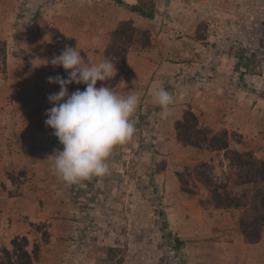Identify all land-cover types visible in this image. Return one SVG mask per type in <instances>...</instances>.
Returning <instances> with one entry per match:
<instances>
[{
	"label": "rangeland",
	"instance_id": "1",
	"mask_svg": "<svg viewBox=\"0 0 264 264\" xmlns=\"http://www.w3.org/2000/svg\"><path fill=\"white\" fill-rule=\"evenodd\" d=\"M39 1L50 3L43 13L48 22L30 12V0H0V228H31L30 244L38 247L33 264H217L209 258L217 259L215 242L224 229L216 226L209 191L195 171L212 184L228 180L238 195L252 186L237 187L241 169L229 157L183 146L174 127L191 111L200 127L226 131L230 150L264 148L250 145L232 121L245 92L264 94V0ZM131 6L150 15L137 14L146 19L141 27L149 46L127 48L144 54L139 64L130 60L139 78L128 71L104 83L140 97L135 135L114 147L109 174L66 184L52 167L51 155L63 146L45 125V112L52 107L48 96L60 90L48 77L67 73L46 61L65 46L77 47L88 63L122 53L117 47L107 57L111 31L103 40L92 33ZM156 84L173 96L167 116L152 100ZM85 87L70 84L68 91ZM258 110L254 123L263 125L264 109ZM201 163L207 166L197 169ZM240 213L228 231H238Z\"/></svg>",
	"mask_w": 264,
	"mask_h": 264
},
{
	"label": "clouds",
	"instance_id": "2",
	"mask_svg": "<svg viewBox=\"0 0 264 264\" xmlns=\"http://www.w3.org/2000/svg\"><path fill=\"white\" fill-rule=\"evenodd\" d=\"M46 63L60 66L67 73V78L48 77V83L58 84L60 89L48 96L52 107L45 112V125L53 129V135L63 146L51 155L55 174L69 185L109 174L107 161L114 147L130 142L135 135L132 117L140 97L135 92L126 96L118 94L103 83L96 87L98 81L116 76L115 64L107 59L88 63L77 47L65 46L58 56ZM70 84L86 87L70 94ZM151 96L167 116L174 103L173 96L161 84L153 87ZM149 156L147 154L145 159Z\"/></svg>",
	"mask_w": 264,
	"mask_h": 264
},
{
	"label": "trees",
	"instance_id": "3",
	"mask_svg": "<svg viewBox=\"0 0 264 264\" xmlns=\"http://www.w3.org/2000/svg\"><path fill=\"white\" fill-rule=\"evenodd\" d=\"M120 0H115L120 3ZM129 11L149 18L150 15L142 11L139 6H131ZM111 40L108 44V54L121 47L122 53L115 52L108 58L115 64L117 74L111 78L116 82L122 75L127 60V48L149 46V36L144 29L136 28L132 21L120 22L110 32ZM105 86H111L109 82H103ZM102 83L98 82V87ZM176 139L183 145L211 153L223 152L224 157H229L233 165L241 171L237 175L235 185L237 187L251 185V189L243 190L239 195L228 189V180L220 184H212L208 176L203 172L195 171L196 180L204 185L210 194V201L214 209H235L241 211L238 219V231L249 244L260 240L264 228V160L257 159L250 151L238 152L229 149V140L226 131L213 133L202 128L198 118L191 111H184L182 118L175 123ZM206 163H201L197 169H204ZM11 250H0V264H33L38 253V247L31 246L29 237L16 236L10 241ZM31 247V250L29 249Z\"/></svg>",
	"mask_w": 264,
	"mask_h": 264
},
{
	"label": "crops",
	"instance_id": "4",
	"mask_svg": "<svg viewBox=\"0 0 264 264\" xmlns=\"http://www.w3.org/2000/svg\"><path fill=\"white\" fill-rule=\"evenodd\" d=\"M39 2V4H34V2ZM30 0L28 6L30 7V12L35 11L38 15L44 19L43 21L48 22L47 17L43 16V13H49L50 10V3L41 2L39 0ZM135 5V4H132ZM33 7H36L34 10ZM38 17L40 20L41 18ZM41 19V20H42ZM136 19H141V25H136ZM40 20V21H41ZM143 20V21H142ZM144 20L136 13H132L125 9H118L112 16H109L104 24H99L102 26V30L96 31L92 33V37L96 40H103V36H106L111 30L115 28L120 22L123 21H132L133 25L136 28L143 29L141 26H145ZM138 21V20H137ZM44 23V22H42ZM103 43V42H102ZM145 50V49H144ZM138 55H144L143 53H128L127 60H126V67L120 76V79H123L126 73L129 71L132 73L134 79H138L140 75V69L137 66L131 67L132 62L131 59H138L136 62L139 64V60L141 57ZM137 64V63H136ZM136 68V69H134ZM261 83V82H260ZM244 102H241L240 105L237 107L240 111L234 113L232 116L233 129L237 131L239 135H243L244 138L247 137V141L250 145L254 146L257 143L261 142L264 144V124H256L254 123L253 117H256L259 113L258 107H263L264 109V94L262 97H254L252 92L244 93ZM250 94V95H249ZM261 113H264L262 110ZM248 150L254 151V156L258 159H264V148L262 149H254L250 148ZM235 213H238V210L235 209H214L212 217L213 219H219L220 221L216 224L220 230H223L220 234V238L215 242V247L218 250L217 252V259L211 260L209 258L210 263H217V264H243V261L250 262L251 264L257 262L264 264V232L262 233V237L257 243L249 244L247 243L244 238L239 234L237 229L232 230L231 232L228 229L235 228L236 226L233 224L236 221ZM233 217L231 220L230 217ZM232 223V226L230 225ZM234 225V227H233ZM31 228H0V250L5 248L6 250H11L10 241L16 236H27L28 231ZM1 256V254H0ZM212 258V257H211Z\"/></svg>",
	"mask_w": 264,
	"mask_h": 264
},
{
	"label": "built area",
	"instance_id": "5",
	"mask_svg": "<svg viewBox=\"0 0 264 264\" xmlns=\"http://www.w3.org/2000/svg\"><path fill=\"white\" fill-rule=\"evenodd\" d=\"M138 0H125L129 5L136 4Z\"/></svg>",
	"mask_w": 264,
	"mask_h": 264
}]
</instances>
